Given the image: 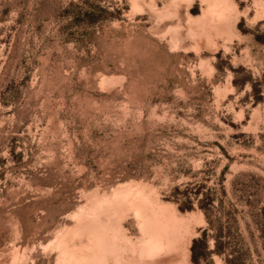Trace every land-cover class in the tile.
<instances>
[{
    "label": "rangeland",
    "instance_id": "rangeland-1",
    "mask_svg": "<svg viewBox=\"0 0 264 264\" xmlns=\"http://www.w3.org/2000/svg\"><path fill=\"white\" fill-rule=\"evenodd\" d=\"M0 264H264V0H0Z\"/></svg>",
    "mask_w": 264,
    "mask_h": 264
},
{
    "label": "trees",
    "instance_id": "trees-1",
    "mask_svg": "<svg viewBox=\"0 0 264 264\" xmlns=\"http://www.w3.org/2000/svg\"><path fill=\"white\" fill-rule=\"evenodd\" d=\"M195 243H196V241L194 242V245L192 246V250H194V254H193V258H194V260H195ZM221 243H223V242H221V241H219V239H218V237H216V241H215V251L216 252H218V253H220V252H223L224 250H227L226 249V247L225 246H222V244ZM206 248H209V246L207 245V247ZM197 260V259H196ZM231 262V260L229 261V263Z\"/></svg>",
    "mask_w": 264,
    "mask_h": 264
},
{
    "label": "bare ground",
    "instance_id": "bare-ground-1",
    "mask_svg": "<svg viewBox=\"0 0 264 264\" xmlns=\"http://www.w3.org/2000/svg\"><path fill=\"white\" fill-rule=\"evenodd\" d=\"M155 242H156V243L154 244V241H153V246L156 245V244H157V245L154 246V248L156 247L154 250H156V249L158 248L157 250L161 251V254H162V253H163V254H166V253H167V250H168V249H167V246H169V245H168L169 243H166V242H165V244H163L164 242H161V240H160V242H159V241H157V239L155 240ZM167 242H168V241H167ZM153 246H152V248H153ZM156 252H158V251H156Z\"/></svg>",
    "mask_w": 264,
    "mask_h": 264
}]
</instances>
